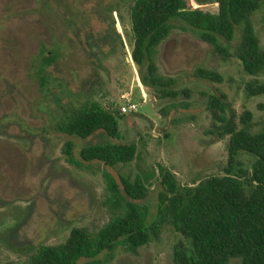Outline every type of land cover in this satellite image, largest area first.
<instances>
[{"label": "rangeland", "instance_id": "rangeland-1", "mask_svg": "<svg viewBox=\"0 0 264 264\" xmlns=\"http://www.w3.org/2000/svg\"><path fill=\"white\" fill-rule=\"evenodd\" d=\"M195 9L216 13L214 0H187ZM134 0H0V264H22L43 245L65 242L73 228L96 231L114 216L106 203L102 173L131 176L139 168L170 170L182 186L222 175L227 165V138L218 140L224 124L208 108L210 96H225L227 117L253 114L251 132L264 127V96L248 97L245 85L258 78L244 74L230 57H223L191 32L179 27L158 48L159 75L176 81L177 99H160L140 81L132 62L129 10ZM264 49V8L252 17ZM181 26L180 23H174ZM56 61L44 66L40 51ZM198 68L213 70L221 84L194 76ZM97 103L103 107L135 103L137 111L120 122V143L137 146L136 159L113 169L68 162L64 145L106 144L104 133L81 141L60 134L56 127L73 109ZM249 169L253 159L241 155ZM154 190L145 204L155 213ZM181 237L164 228L158 240L137 253L119 248L102 255L100 264H172ZM230 264H237L232 262Z\"/></svg>", "mask_w": 264, "mask_h": 264}, {"label": "trees", "instance_id": "trees-1", "mask_svg": "<svg viewBox=\"0 0 264 264\" xmlns=\"http://www.w3.org/2000/svg\"><path fill=\"white\" fill-rule=\"evenodd\" d=\"M217 12L195 9L187 0H134L129 10L132 40L131 59L138 68L143 86L160 99L186 97L177 91L176 81L159 75L155 62L157 48L178 27L210 45L215 54L237 60L244 74L258 78L264 73V49L255 33L252 17L264 8V0H214ZM174 23H180L177 26ZM239 32L237 46L229 53L220 42L231 43ZM44 66L55 63L51 51H40ZM194 76L221 84V76L198 68ZM248 97L264 96V84L253 79L245 85ZM208 108L224 124L217 139L227 138V165L222 175L211 176L182 186L170 170L139 168L133 177L104 171L106 203L114 216L96 231L73 228L64 243L39 246L22 264H100L102 255L112 256L119 248L131 253L158 240L164 228L181 237L172 251V264H264V127L251 132L253 114L244 111L238 123L227 117L225 96H210ZM264 109L263 106L259 107ZM119 107L97 103L71 110L56 130L67 137L88 140L104 133L110 142L82 147L75 158L69 141L63 152L76 166L102 165L113 169L127 166L137 157L134 143H120ZM241 155L253 159L249 169ZM157 193L151 216L145 202Z\"/></svg>", "mask_w": 264, "mask_h": 264}, {"label": "built area", "instance_id": "built-area-1", "mask_svg": "<svg viewBox=\"0 0 264 264\" xmlns=\"http://www.w3.org/2000/svg\"><path fill=\"white\" fill-rule=\"evenodd\" d=\"M137 105L135 103H128L127 106L120 107L123 114H133L137 111Z\"/></svg>", "mask_w": 264, "mask_h": 264}]
</instances>
